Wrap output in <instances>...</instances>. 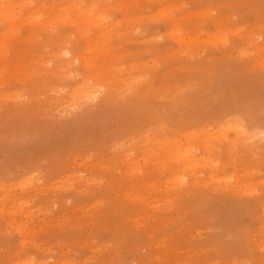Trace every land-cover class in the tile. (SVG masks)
I'll use <instances>...</instances> for the list:
<instances>
[{
    "label": "rangeland",
    "instance_id": "obj_1",
    "mask_svg": "<svg viewBox=\"0 0 264 264\" xmlns=\"http://www.w3.org/2000/svg\"><path fill=\"white\" fill-rule=\"evenodd\" d=\"M0 264H264V0H0Z\"/></svg>",
    "mask_w": 264,
    "mask_h": 264
},
{
    "label": "bare ground",
    "instance_id": "obj_2",
    "mask_svg": "<svg viewBox=\"0 0 264 264\" xmlns=\"http://www.w3.org/2000/svg\"><path fill=\"white\" fill-rule=\"evenodd\" d=\"M3 9V8H2ZM13 11V10H12ZM11 12V11H10ZM180 159V158H179ZM184 161V160H183ZM181 164V163H180ZM22 231V230H21ZM24 259V258H23Z\"/></svg>",
    "mask_w": 264,
    "mask_h": 264
}]
</instances>
